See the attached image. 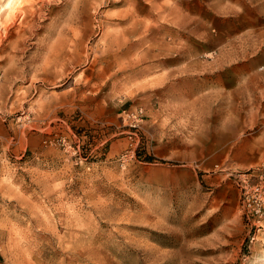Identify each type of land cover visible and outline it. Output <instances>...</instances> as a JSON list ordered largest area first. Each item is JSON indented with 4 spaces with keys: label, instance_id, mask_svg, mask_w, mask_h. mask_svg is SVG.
<instances>
[{
    "label": "rangeland",
    "instance_id": "374dc122",
    "mask_svg": "<svg viewBox=\"0 0 264 264\" xmlns=\"http://www.w3.org/2000/svg\"><path fill=\"white\" fill-rule=\"evenodd\" d=\"M0 264H264V0H0Z\"/></svg>",
    "mask_w": 264,
    "mask_h": 264
},
{
    "label": "crops",
    "instance_id": "0c3cea01",
    "mask_svg": "<svg viewBox=\"0 0 264 264\" xmlns=\"http://www.w3.org/2000/svg\"><path fill=\"white\" fill-rule=\"evenodd\" d=\"M223 5H224V4H223ZM225 5H226V12H224V9L221 10V11H222L223 13L230 14V9H229L230 5H229L228 1H226ZM223 8H224V7H223ZM199 29H204V27L202 26V27L199 28Z\"/></svg>",
    "mask_w": 264,
    "mask_h": 264
}]
</instances>
